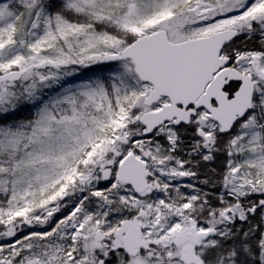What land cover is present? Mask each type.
Listing matches in <instances>:
<instances>
[{"label": "snow or ice", "instance_id": "snow-or-ice-1", "mask_svg": "<svg viewBox=\"0 0 264 264\" xmlns=\"http://www.w3.org/2000/svg\"><path fill=\"white\" fill-rule=\"evenodd\" d=\"M0 264H264V0H0Z\"/></svg>", "mask_w": 264, "mask_h": 264}, {"label": "rangeland", "instance_id": "rangeland-1", "mask_svg": "<svg viewBox=\"0 0 264 264\" xmlns=\"http://www.w3.org/2000/svg\"><path fill=\"white\" fill-rule=\"evenodd\" d=\"M108 68L106 66H99L94 69H92L90 72H88V75H92L94 72H102L104 74H107Z\"/></svg>", "mask_w": 264, "mask_h": 264}]
</instances>
